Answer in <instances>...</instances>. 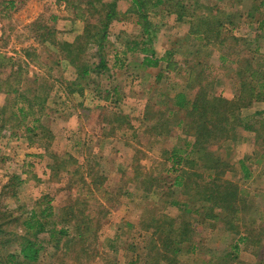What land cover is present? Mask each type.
I'll use <instances>...</instances> for the list:
<instances>
[{
  "label": "rangeland",
  "instance_id": "obj_1",
  "mask_svg": "<svg viewBox=\"0 0 264 264\" xmlns=\"http://www.w3.org/2000/svg\"><path fill=\"white\" fill-rule=\"evenodd\" d=\"M201 1L224 12L222 34H228L229 38L223 44L212 40L205 45L204 40L193 39L185 33L187 19L177 24L174 14L155 8L150 20L156 24V35L160 37L150 47L158 55L163 53L165 45L174 51L171 60L175 68L168 78L157 81L156 69L142 71L135 62L126 63L123 68L118 65V70L111 67L113 55L121 50L122 56L124 44L132 42L141 31L134 22L122 19L111 23L103 51L92 40L85 46L82 60L89 74L81 82L66 59L62 58L59 64L56 62L61 58L58 44L85 41L76 37L81 36L88 25L91 28L98 23V7L95 9L87 0H0V78L4 81L8 77L9 86L16 88L20 64L21 80H25L21 86L34 89L29 98L35 97V108H39L41 96L46 99L37 135L25 133L23 127L15 129L19 132L16 136L6 127L0 133V210L13 215L23 213L26 218L37 200L47 195L52 199L55 223L60 211H72L76 216L72 219L68 215L70 222L56 223L68 230L66 239L75 238L73 250L58 255L61 260L49 257L53 250L47 241L49 235H39L45 246L41 264H144L153 232V228H144L152 217L173 218L175 228L184 219L191 223V240L196 248L193 252H182L177 258L179 264H212L218 260V255L231 252L236 236L220 222L206 219L200 203L172 185L175 173L168 171L170 162L164 152L182 144L180 128L171 125L175 118L169 123L171 131L164 136L146 131L166 105L162 95L183 89L191 73L190 65L199 59L202 65L194 67L195 72L201 71L207 83H214L213 94L228 99L238 94L235 72L240 65L256 63L264 72V5L258 4L248 14L252 0ZM128 5L126 0H118L120 12ZM229 20L232 23H228ZM116 42L120 44L116 46ZM102 52L110 64L103 71L108 75L101 84L102 91L109 89L108 98L102 96L103 92L102 95L93 92L91 87L96 76L93 73L101 72L96 64ZM185 58L186 63H183ZM35 76L37 82L32 81ZM74 81L81 83L83 93L72 84ZM113 86L121 93L119 96L114 95ZM5 97L6 93L0 92V106ZM93 99L103 102H93ZM17 104L15 101L4 116L14 111ZM147 105L155 115L150 120H145L144 116ZM240 113L248 127L237 128L236 141L215 140L210 143V149L229 162L231 168L225 172V178L242 187L243 197L250 206L248 212L243 210L241 217L249 223H245L248 227H242L241 232L252 233L254 243H242L241 251L236 257L229 255V261L264 264V99L242 108ZM126 121L130 127L126 126ZM91 131L104 136L105 140L98 143V147L95 142L91 144ZM30 140H33L32 145ZM45 144L49 145L48 151ZM49 152L72 156L75 162L70 159L67 170L55 178L48 167ZM239 160L248 168L246 177ZM14 174L21 182L7 187ZM91 223L93 229L96 228L95 241L91 240ZM87 225L90 230L79 239L75 230L85 229ZM8 228L13 235L7 253L16 252L23 232L21 223L13 222Z\"/></svg>",
  "mask_w": 264,
  "mask_h": 264
},
{
  "label": "trees",
  "instance_id": "obj_2",
  "mask_svg": "<svg viewBox=\"0 0 264 264\" xmlns=\"http://www.w3.org/2000/svg\"><path fill=\"white\" fill-rule=\"evenodd\" d=\"M128 7L124 12L118 10V0H87L88 4L98 9L99 20L89 28L85 27L81 36L85 41L60 42L61 58L56 62L59 64L63 60L75 69L77 80L83 81L88 77L89 68L82 60V53L85 46L91 42H95L100 51L104 50L108 30L113 21H132L141 28L140 34L127 42V48L124 52L136 53L139 49L144 57L143 65L145 67H157L159 61L165 60L166 65L160 68L156 76L157 81L163 77L168 78V74L174 67L171 57L173 50H167L163 58H158L153 47H150L157 33V26L150 20L153 9L158 8L165 10L169 14L175 15L177 22L189 21L188 33L193 39L204 40L205 45H209L212 40L214 43L223 44L224 40H228L227 36H223L222 27L224 17L220 8L214 10L211 6L201 0H126ZM264 5V0H252L250 14L258 5ZM227 17H225L226 20ZM232 23V20L227 21ZM264 23V20H263ZM235 41L234 37H230ZM199 51V50H197ZM198 53V52H197ZM26 55L29 53L26 51ZM63 56V57H62ZM38 57V56H37ZM186 58L183 63H186ZM196 64H191V73L187 79L185 87L176 91L171 95L170 91H166L162 95V99L166 105L159 111L157 121L153 122L150 128H146L150 134L166 135L171 129L169 126L180 128L182 141L181 146H173L169 150H165L164 155L170 162L168 168L173 171L174 178L172 185L180 188L181 192L190 199L200 203L204 211L206 219L220 222L225 229L232 232L236 239L231 245V252H225L218 255V260H214L212 264H234L229 261V255L236 257L241 251L242 243L252 244L254 236L249 231L241 232V228L245 226L247 220L242 218L243 210L248 212L250 206L246 198L243 197L242 187L234 180L225 178V172L231 168L227 160L210 149V143L215 140H233L237 138V128L248 127L241 116V109L249 107L253 102L264 99V72H262L257 64L246 62L247 65H240L235 74L239 81V91L236 97L228 99L222 95L213 94L211 91L212 82L207 83V79L202 72H195L194 67L201 66V59ZM176 65V64H175ZM96 67L100 71L107 70V61L102 54L98 56ZM189 67V65H188ZM17 72L20 77L16 88L9 86V78L4 81L0 78V92H5L6 97L4 103L0 106V133L3 128H8L12 135H18L15 129L23 127L27 134L37 135L41 128V118L44 115L45 96H41L39 108L33 105L35 97L29 98V94H33L34 89L23 88L21 84V68L19 64ZM203 70V69H201ZM35 76L32 81L37 82ZM77 81V82H78ZM72 82L83 93L81 83ZM5 83L6 86H3ZM45 83H43L44 85ZM70 91L71 88L68 86ZM93 92H103V97L108 98L110 91L101 90L97 86H93ZM116 92V89L113 88ZM114 92V94H115ZM113 93V92H112ZM37 99L39 97H36ZM20 100V101H19ZM18 104L14 111H10L5 117V111L9 109L13 103ZM20 102V103H19ZM162 112V115H161ZM39 113V114H37ZM177 113H181L177 116ZM145 120L153 119V110L149 105L145 107ZM143 116V117H144ZM173 123L170 121L172 119ZM149 119V120H150ZM118 119H116L117 121ZM119 121V120H118ZM171 123V125H169ZM126 126L128 121L125 122ZM152 132V133H151ZM34 137V136H33ZM36 137V136H35ZM29 139V138H28ZM49 139V138H48ZM33 140L29 141L32 145ZM50 143V140L48 141ZM45 151H48L49 145L45 144ZM51 162L48 164L50 174L57 177L60 172L67 170V162L73 160L72 156H61L54 152H49ZM75 162V161H74ZM241 172L248 176V168L241 160H239ZM201 166L199 170L196 166ZM21 182L18 175H11L6 186H17ZM4 186V187H6ZM13 194H15L13 192ZM52 199L47 195H43L35 203V207L28 211L27 217L24 218L23 213L17 215L11 212H3L0 210V264H41V252L45 251V246L40 240L41 233H47V241L52 244L53 250L49 253L50 258L60 259L58 255L61 253H70L73 250V241L75 238H67L69 232L63 227H58L56 223H67L73 219L75 214L72 211H60L56 223L52 220L54 210ZM85 222L87 215L83 216ZM21 223L22 233L19 237L18 250L16 252H8L7 246L12 239L13 232L8 226L11 223ZM82 222V221H81ZM249 223V222H247ZM175 219L162 217L161 219L152 217L144 229L153 228L152 236L149 241V248L146 253L144 264H179L178 256L184 251H191L196 248L192 243V225L188 220H181L175 228ZM244 225V226H242ZM90 230L87 225L85 229L78 228L75 232L79 239L84 237L86 231ZM96 228L93 229L91 223V240H96ZM19 235V234H17ZM65 241L61 246V240ZM254 243V242H253ZM81 249V248H80ZM63 251V252H62ZM85 248L82 249V252ZM61 252V253H60ZM228 256V257H227Z\"/></svg>",
  "mask_w": 264,
  "mask_h": 264
},
{
  "label": "crops",
  "instance_id": "obj_3",
  "mask_svg": "<svg viewBox=\"0 0 264 264\" xmlns=\"http://www.w3.org/2000/svg\"><path fill=\"white\" fill-rule=\"evenodd\" d=\"M187 21H188V19H187ZM184 22V21H183ZM183 22H176L177 24H180V23H183ZM175 23V24H176ZM187 25L185 26V33H187L188 34V29H189V21L186 23ZM159 37L160 36H158V34L156 35V37L154 38V42H153V44H155V41L156 40H159ZM118 43L120 44V42H116L115 43V45L117 46L118 45ZM156 43H158L159 45H160V42H156ZM127 48V45L126 44H124V46H123V48H122V56H120L121 55V50H119V52L117 53H115V55H113V60H112V65H111V67H113V69H115V70H118V67L119 66H121L120 68H123V66H124V64H126V63H128V64H130L131 65V63H134L135 62V64H136V66H137V69H139V70H142V71H150V69H156L157 71H160L159 69L160 68H164L165 66L163 65V64H166V61L165 60H160L159 61V65L157 66V67H145L144 65H143V61H144V57H143V55L140 53V50L139 49H137L136 50V53H137V55H135V54H133V53H131L130 51L129 52H124L125 51V49ZM118 49H120V48H118ZM156 49V48H155ZM167 49H168V47H166V45H165V47H164V51H163V53L162 54H160V55H158L157 53H156V56L158 57V58H163L164 57V54H165V52L167 51ZM169 50V49H168ZM132 54V55H129V54ZM108 65V67H110V64H107ZM119 65V66H118ZM110 69V68H109ZM110 72H111V69L109 70ZM96 75L95 76V79L91 76V79H94V80H92L91 82V85H93V86H97V87H99V88H101V84L103 83V81H104V78L106 77V75H108V73L107 72H103V71H101V72H97V73H93V75ZM157 74H158V72H157ZM116 75H118V73H116ZM157 76V75H156ZM100 85V86H99ZM115 85H117V84H115ZM168 87H169V84L167 85ZM114 87H116V86H113V88ZM116 89V88H115ZM178 91V90H177ZM113 92H115V90L113 89ZM116 94H117V96H119L121 93L119 92H115V96H116ZM102 95V94H101ZM171 95H173V94H171ZM93 97H97L98 98V96H94L93 95ZM92 97V98H93ZM99 99V98H98ZM116 100H119V98L118 99H116ZM93 102H103V101H97L96 99H93ZM100 124V123H99ZM100 126H101V124H100ZM102 126H103V124H102ZM103 140H105L104 139V136L102 135V133H96V132H93V131H91V144L92 143H96L95 144V146H97L98 147V143L100 144Z\"/></svg>",
  "mask_w": 264,
  "mask_h": 264
}]
</instances>
